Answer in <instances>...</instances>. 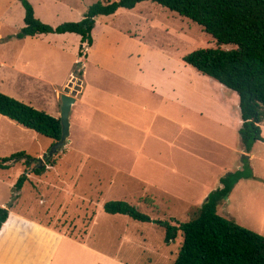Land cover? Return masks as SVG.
<instances>
[{"label":"rangeland","instance_id":"1","mask_svg":"<svg viewBox=\"0 0 264 264\" xmlns=\"http://www.w3.org/2000/svg\"><path fill=\"white\" fill-rule=\"evenodd\" d=\"M96 1L106 2L61 0V7L70 9L65 11L68 15L61 9L60 22L78 21ZM30 2L41 15L39 0ZM23 17L19 0H0V56L18 50L26 55L31 49L26 42L29 46L50 42L61 55L36 61L32 67L33 59L23 74L0 68V83L7 79L0 91L56 118L60 95L69 83L77 101L70 113L69 141L45 160L42 175L32 172L38 162L27 165L26 157L0 169V201H11L12 187L25 172L28 182L20 199L12 201V210L49 221L64 235L123 264H172L182 237L178 233L174 241L166 242L164 229L154 220L187 222L221 178L240 171L242 156H249L238 134L237 93L182 60L195 49L216 47V41L197 23L151 1L97 17L90 49L87 45L81 49L79 36L70 33L59 40L16 38ZM75 63L81 66L74 75ZM261 129L264 136V122ZM54 142L0 115V158L21 151L29 158L42 157ZM250 153L253 178L240 179L217 212L245 226H261L264 142L256 141ZM49 159L54 165L47 164ZM110 200L126 201L152 221L107 214L103 205ZM256 213L258 218L252 220ZM14 233L17 253L8 251L2 260L19 262L4 264H42L56 241L52 232L31 226L16 227ZM27 242L34 245L33 251ZM39 242L45 244L47 255L40 256Z\"/></svg>","mask_w":264,"mask_h":264},{"label":"trees","instance_id":"2","mask_svg":"<svg viewBox=\"0 0 264 264\" xmlns=\"http://www.w3.org/2000/svg\"><path fill=\"white\" fill-rule=\"evenodd\" d=\"M24 8L23 27L14 35L22 39L37 34L74 33L82 44L92 45L95 18L110 16L119 8L132 9L143 1H151L190 19L200 25L217 43L216 47L195 49L182 60L199 73L217 81L239 98L241 125L238 134L245 154L250 153L256 141L264 142L260 124L264 121V0H106L91 4L79 21H65L56 27L42 22L34 14L28 0H19ZM231 45L232 48H222ZM80 49V51H81ZM81 66L79 63L75 68ZM0 115L24 128L30 129L53 141L61 135L60 120L29 104L0 92ZM20 157L29 156L16 152L0 158V169L5 170ZM50 158V157H49ZM242 169L229 172L220 180L204 202L192 211L187 222L173 225L166 220H154L164 229L165 241L182 237L176 259L172 264H264V236L225 217L217 207L227 199L234 185L242 178H253L249 157L242 156ZM52 166L54 162L48 160ZM46 170L37 167L32 171L42 175ZM28 175L22 173L12 187V207ZM107 214H121L139 222H151L147 214L123 200L104 203ZM8 218V209L0 207V229Z\"/></svg>","mask_w":264,"mask_h":264},{"label":"crops","instance_id":"3","mask_svg":"<svg viewBox=\"0 0 264 264\" xmlns=\"http://www.w3.org/2000/svg\"><path fill=\"white\" fill-rule=\"evenodd\" d=\"M28 1L30 2V0H28ZM31 5L33 7L35 16L37 18H39L42 22H44V21L47 22L46 24H48V23L52 24V27H56L59 24H61V22H60L61 19L58 18L59 16H61V9H63V12L68 11V9H70L66 5L64 7H61V0H39V6L38 7H39L40 12H41V15H40L36 6H34L33 2L31 3ZM65 14H67V13L65 12ZM52 18H56L59 20H57L56 22H51ZM82 18H83V15H82L81 19ZM81 19H79V20H81ZM96 19H97V17L95 18V26H94V29L92 31V38H93L92 45L94 44V41H95L94 40V33L96 31V28H97ZM66 34H69V33H64V34H59V33L37 34L35 36H32V38L35 39V42L37 40H39V41H42V40L43 41L59 40V39H61V36H63V35L65 36ZM70 34H74V33H70ZM75 35H77V34H75ZM77 36H79V35H77ZM79 38H80V36H79ZM1 42L2 41H0V44H1ZM31 42H34V41L31 40ZM24 44L27 47V49H28V47H31V49L27 50L26 55L23 54V51L18 50V51H15L14 54H12L11 56H7L6 58H4V56H0V68H3V69L4 68H11L12 70L16 71L14 74H18V73L23 74L22 69L29 67L33 62L34 63L32 64V67L34 64H36V61L38 63V61L42 62V60L50 58V57H54V55H57V56L61 55L60 48L53 46V45H50V42H47L46 45H39V46H29L28 42H26ZM84 45L85 44H82V47ZM92 45L89 46L88 49H90L92 47ZM33 59H34V61L32 62ZM28 76H30V75H28ZM31 77H33V76H31ZM71 78H72V76H71ZM5 81H7V79H5L0 84H4V86H5V84H6ZM1 87H2V85H1ZM0 90H1V88H0ZM76 101H77V98L75 97V102ZM75 102L73 103V105L75 104ZM73 105H72V107H73ZM72 107H71V110H72ZM69 121H70V116H69ZM260 126H261V124H260ZM69 131H70V134H69V137H70V135H71V121H70ZM68 141H69V139H68ZM248 157L250 160V158L252 157V154L249 153ZM234 188H235V186L231 190V192L228 196V200L232 196V193L235 190ZM22 189H23V187H22ZM256 190L261 192L259 188H257ZM235 198L237 199L236 196H235ZM17 199L18 200L20 199V192H19V196ZM240 200H242V198ZM225 201H223V202H225ZM0 207H4V208L8 209V218L0 229V259H1L0 264L7 263L9 261H11V263L12 262H16V263L19 262L18 260H15V259L4 261V260H2V258L6 255V253H8V251H10L9 254L12 253L14 250H15L14 253H17L16 252L17 242L15 241V236H14L15 233L14 232H15L16 227L23 226V225L27 229L28 228L30 229V226H31V227H33V229H40L42 231H47V232L50 231L56 237V241L54 242V244H52L50 246V251H48V257L46 258V260L40 261L42 264H97V263L123 264L121 261H119V260L116 261L115 258H112L111 256L102 254L99 251L91 248V246L84 243L83 241H79V240H76L74 238H71V237L64 235L59 230H56L53 226H51L49 221L44 222V220H41L40 218H36L34 216L24 217L21 214H19L16 210H12L11 207L8 208L7 203H5V202L0 201ZM219 207H220V205H218L217 210L219 209ZM224 216L225 217H233V216H229V215H225V214H224ZM234 219L236 220V218H234ZM236 221L240 225L247 227V228H249V229H251V230H253V231L264 236V228H262V227H264L263 223L261 224L262 227L257 226V225L254 226L252 224H250L251 226H245V224L241 223L238 219ZM24 235L25 234H23V236ZM20 236H21V234H19V237ZM36 245L39 246L36 248L37 250L42 249V253L40 254V256L43 254L47 255V252H44V247H45L44 243L39 242ZM33 247H34L33 244H31L30 242H27V249H29V251H33ZM73 252H74V255H72ZM76 258H77L79 263L78 262L77 263L72 262ZM83 258H84V260H83ZM87 258H88V260L86 261ZM27 264H31V262L30 263L27 262Z\"/></svg>","mask_w":264,"mask_h":264},{"label":"water","instance_id":"4","mask_svg":"<svg viewBox=\"0 0 264 264\" xmlns=\"http://www.w3.org/2000/svg\"><path fill=\"white\" fill-rule=\"evenodd\" d=\"M72 86V83H69L68 86L64 88V92L60 95V127H61V135L60 139L58 141H55L52 143L50 148L46 153L42 155V157L37 158H29L26 161V164H31L33 161H37L38 165L36 166L38 169L43 168L45 165V160L54 154H56L58 151H60L62 148H64L68 142L69 134H70V121L69 116L71 112V107L73 103L75 102V97L70 95V88ZM21 158V157H20Z\"/></svg>","mask_w":264,"mask_h":264},{"label":"bare ground","instance_id":"5","mask_svg":"<svg viewBox=\"0 0 264 264\" xmlns=\"http://www.w3.org/2000/svg\"><path fill=\"white\" fill-rule=\"evenodd\" d=\"M252 195H250V197H251ZM250 197H249V199H250ZM251 207H253L252 205H251ZM252 212V211H251ZM258 215H259V213H256V214H254V215H252V216H250L251 218H252V220H253V217H256V218H258ZM254 221H257V220H254ZM258 223H259V221H258ZM263 224H264V215H263V222H262Z\"/></svg>","mask_w":264,"mask_h":264}]
</instances>
